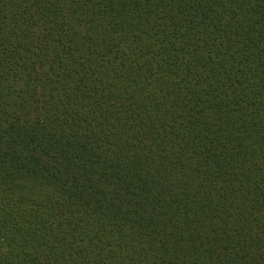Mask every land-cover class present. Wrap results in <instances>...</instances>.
<instances>
[{
	"label": "trees",
	"instance_id": "trees-1",
	"mask_svg": "<svg viewBox=\"0 0 264 264\" xmlns=\"http://www.w3.org/2000/svg\"><path fill=\"white\" fill-rule=\"evenodd\" d=\"M0 264H264V0H0Z\"/></svg>",
	"mask_w": 264,
	"mask_h": 264
}]
</instances>
